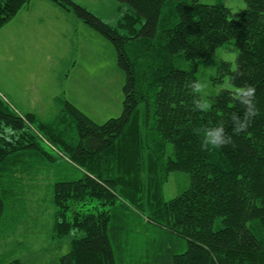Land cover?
I'll use <instances>...</instances> for the list:
<instances>
[{"label": "trees", "instance_id": "16d2710c", "mask_svg": "<svg viewBox=\"0 0 264 264\" xmlns=\"http://www.w3.org/2000/svg\"><path fill=\"white\" fill-rule=\"evenodd\" d=\"M49 1L111 43L123 108L97 125L58 99V113L43 122L0 97V244L6 204L16 206L23 187L44 186L52 238L73 234L59 264H264V0H243L237 20L221 3L118 0L127 10L116 27L71 0ZM29 2L0 0V29ZM228 41L235 68L221 63L214 81L227 76L235 90L202 109L194 63ZM177 58L193 65L176 68ZM248 87L253 95L242 96ZM221 127L226 143H202L205 130ZM60 160L70 170L57 171ZM173 172L186 173L189 186L164 201ZM124 198L147 204L153 237L142 246L128 236L136 232L128 219L112 225L111 208ZM181 242L186 250L175 253ZM6 255L0 250V264H22Z\"/></svg>", "mask_w": 264, "mask_h": 264}, {"label": "rangeland", "instance_id": "374dc122", "mask_svg": "<svg viewBox=\"0 0 264 264\" xmlns=\"http://www.w3.org/2000/svg\"><path fill=\"white\" fill-rule=\"evenodd\" d=\"M71 1L110 27H116L127 10V6L118 0ZM199 3H221L229 9L228 19L233 20H237L245 8L243 0H199ZM65 15V23L64 19L63 23L57 21L52 12L47 17L49 20L39 21L35 17L34 33L29 38H26V30L17 25L11 24L12 28L9 26L8 30L0 29V97L12 109L35 110L46 122L58 113V99L65 98L95 124L102 125L119 117L122 112L124 74L117 67L111 43L82 24L72 10ZM38 24L41 25L39 29ZM237 54L234 42L228 41L195 61L196 84L206 85L196 91L200 105L207 102V107L202 109H209L211 97L221 90H235L228 83L227 76L222 78L221 83L214 80L221 63L230 64L232 70L235 68ZM192 65V62L180 58L174 63L176 68L183 70L190 69ZM41 145L48 153L58 157L44 142ZM166 153V156L171 153L169 145L166 146ZM59 164L55 167L57 171L70 170L65 162L60 160ZM188 186L186 173H170L162 186L164 201L175 198ZM38 188L23 187L24 193L18 204H6L1 227L4 241L0 244V250L8 254L3 256L5 260L17 258L22 264H59V258L68 250L73 234L61 239L52 238V208L47 204V189L44 186ZM143 205L142 210L138 202L124 198L117 200L111 208L114 214L112 225L117 226L121 220L128 219L129 228L136 230L128 232V236L133 244L141 246L153 237V229L146 221L149 215L147 204L144 202ZM147 231L151 232L149 236ZM185 250L186 245L181 242L175 253ZM140 264L147 263L143 261Z\"/></svg>", "mask_w": 264, "mask_h": 264}, {"label": "crops", "instance_id": "0c3cea01", "mask_svg": "<svg viewBox=\"0 0 264 264\" xmlns=\"http://www.w3.org/2000/svg\"><path fill=\"white\" fill-rule=\"evenodd\" d=\"M50 12H52L54 18L57 19V21H59L60 23H63V19H64V23L66 22L67 20L66 15H65L66 11L57 7L53 2L49 0H30L28 5L20 9L19 12L16 14V16L9 23H7L1 30H8L9 26L10 28H12V26L17 25L18 27L23 29V31L26 30L27 32L26 38L32 37V34L34 33V30H33L34 18L35 17L39 18L40 19L39 21H43L41 19L49 20V18L47 17L49 16ZM37 18H36V21H37ZM36 26H38L37 29H39V26L41 25L38 24ZM10 38L13 39L12 37ZM14 111L18 113L19 115H23L26 113H32L37 118H39L41 121L46 122V120L39 117L34 112L35 110H31V108L29 109L27 108V110L24 109L23 111L19 109L17 110L14 109Z\"/></svg>", "mask_w": 264, "mask_h": 264}, {"label": "clouds", "instance_id": "9594fccd", "mask_svg": "<svg viewBox=\"0 0 264 264\" xmlns=\"http://www.w3.org/2000/svg\"><path fill=\"white\" fill-rule=\"evenodd\" d=\"M205 84L197 83L195 84V90L197 92L200 91L202 87H205ZM255 89L253 87H248L246 90H241L242 96H251L253 95ZM202 108L207 107V102L200 105ZM256 112H253L252 115H255ZM223 128H217L214 131H207L205 130L203 136H202V143H206L210 147L219 148L220 145L226 143L225 139L223 138Z\"/></svg>", "mask_w": 264, "mask_h": 264}]
</instances>
